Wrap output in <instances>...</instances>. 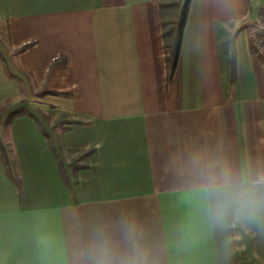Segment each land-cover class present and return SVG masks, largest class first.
Segmentation results:
<instances>
[{
	"label": "crops",
	"instance_id": "0c3cea01",
	"mask_svg": "<svg viewBox=\"0 0 264 264\" xmlns=\"http://www.w3.org/2000/svg\"><path fill=\"white\" fill-rule=\"evenodd\" d=\"M160 1L0 0V139L21 179L0 148V264H88L131 237L155 264H264V210L217 218L207 192L225 169L264 176L248 31L264 0H190L171 72ZM234 31L223 74L218 34ZM21 105L53 145L29 116L4 127Z\"/></svg>",
	"mask_w": 264,
	"mask_h": 264
},
{
	"label": "clouds",
	"instance_id": "9594fccd",
	"mask_svg": "<svg viewBox=\"0 0 264 264\" xmlns=\"http://www.w3.org/2000/svg\"><path fill=\"white\" fill-rule=\"evenodd\" d=\"M207 192L213 201V213L222 218L232 211L243 213L264 210V176L249 182H235L231 172L223 170L219 177H211ZM126 252H116L108 241H100L93 246L88 264H155L147 248L141 246L134 237Z\"/></svg>",
	"mask_w": 264,
	"mask_h": 264
},
{
	"label": "trees",
	"instance_id": "16d2710c",
	"mask_svg": "<svg viewBox=\"0 0 264 264\" xmlns=\"http://www.w3.org/2000/svg\"><path fill=\"white\" fill-rule=\"evenodd\" d=\"M189 2L190 0H161L160 1L162 37H163V43H164L165 58H166V63H167L169 72H171L175 68L177 61H178L182 29H183V25L185 22ZM225 34H226L225 37H222L221 35L218 34L219 61L221 64L223 74H225V70L228 69L229 63L231 61L228 56H229L230 47L232 45L236 31H234L233 33L226 32ZM227 75H228V72H227ZM224 85H225L224 89H226L228 84L224 83ZM6 105L8 104H4L2 109H4ZM23 107L25 106L21 105L8 112L3 122L4 127L8 126L10 122L12 121V119L16 116L30 115L36 120V122H38L42 133L47 137L50 145H53L50 134L48 133V131H46L43 124H41V121L38 118V116L32 113L28 107H26V109ZM0 148L2 151V158L4 160L8 175L14 181L16 186L18 188H21V179L18 176L17 172H14V170L11 168L9 161H8L6 148L1 139H0Z\"/></svg>",
	"mask_w": 264,
	"mask_h": 264
},
{
	"label": "built area",
	"instance_id": "2783aa9c",
	"mask_svg": "<svg viewBox=\"0 0 264 264\" xmlns=\"http://www.w3.org/2000/svg\"><path fill=\"white\" fill-rule=\"evenodd\" d=\"M248 31L257 54L264 57V41L261 35L264 32V21L256 20L249 26Z\"/></svg>",
	"mask_w": 264,
	"mask_h": 264
},
{
	"label": "rangeland",
	"instance_id": "374dc122",
	"mask_svg": "<svg viewBox=\"0 0 264 264\" xmlns=\"http://www.w3.org/2000/svg\"><path fill=\"white\" fill-rule=\"evenodd\" d=\"M31 101H32V100H31ZM29 104H31V102H29ZM3 106H4V104H3L2 106H0V123H1V118H2V116H1V115H2V112H3V110H4V109H2V108H3ZM5 107H6V106H5ZM5 107H4V108H5ZM23 108H25V109H26V106H25V107H23ZM25 109H24V110H25ZM31 112H32V111H31ZM26 116H29V117H31L32 119H34V118H33L32 116H30V115H26ZM41 116H43V115H41ZM43 117H44V116H43ZM39 119H40V118H39ZM34 121L36 122V120H35V119H34ZM40 121H41V120H40ZM3 122H4V121H3ZM41 124H42V122H41ZM36 125H37V127L40 129V126H39L38 122H36ZM40 131H41V129H40ZM41 132H42V131H41ZM7 143H8V142H7V140H6V141L4 140V145H6V146H7ZM6 146H5V147H6ZM7 150H8V148L6 147V151H7Z\"/></svg>",
	"mask_w": 264,
	"mask_h": 264
}]
</instances>
